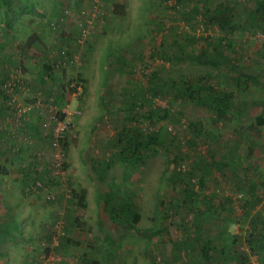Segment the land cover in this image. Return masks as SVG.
I'll return each mask as SVG.
<instances>
[{
    "label": "rangeland",
    "instance_id": "rangeland-1",
    "mask_svg": "<svg viewBox=\"0 0 264 264\" xmlns=\"http://www.w3.org/2000/svg\"><path fill=\"white\" fill-rule=\"evenodd\" d=\"M3 1L0 89L11 75L21 78L18 104L39 98L38 112L49 115L35 72L67 49L79 50L82 61L54 71L50 90L58 103L81 112L66 143L68 178L61 185L48 178L54 200L22 186L29 164L42 163L51 174L52 153L20 152L28 135L14 128L10 101L0 93V132L10 133L0 142L6 174L0 176V224L9 228L0 264H264L254 229L264 223V125L254 120L264 116V24L252 16L255 0H181L177 9L168 0H101L97 15L92 0H82L78 10L58 0L56 18L68 12L55 29L49 5L56 0H11L7 7ZM219 4L227 8L222 25L210 21ZM80 27L87 32L83 47L75 44ZM219 52L224 60L216 68L204 63ZM201 55L202 63L192 60ZM243 75L249 77L244 83ZM77 76L84 93L73 98L64 86ZM198 80L232 94L227 120L214 122L211 111L176 94ZM134 127L159 134L138 166L117 155L116 134ZM184 190L195 193L192 202ZM80 194L83 207L74 197ZM118 200L133 205L137 223L110 218Z\"/></svg>",
    "mask_w": 264,
    "mask_h": 264
},
{
    "label": "trees",
    "instance_id": "trees-1",
    "mask_svg": "<svg viewBox=\"0 0 264 264\" xmlns=\"http://www.w3.org/2000/svg\"><path fill=\"white\" fill-rule=\"evenodd\" d=\"M11 2H12L11 0H4L3 5L7 7L11 4ZM180 2L181 0H173V4L170 5L171 6L170 8L177 9L178 7H180ZM116 8H117V5L114 6V10ZM225 9H227L226 6L219 4L217 8H215L214 16H211V20H210L211 23L222 25L221 15L224 12L223 10ZM252 16L256 17V19L258 18L264 24V0H255V8L252 11ZM221 42L222 41H218L217 44L213 46V50L218 51V48L221 47ZM57 59H54L52 63L43 65V68L45 69V72H47L49 77L52 74H54L55 70L53 69V66L56 63ZM192 60L198 63H202V55L194 56ZM222 60H224V58L222 57V54H220L219 52L217 53L215 58L207 59L208 62L204 61V63H210V65H213V67L216 68L219 64V61H222ZM8 78L4 81V83L8 80ZM77 78L79 80H82L80 76H77ZM248 78L249 77H246L243 75L241 76V81H243L244 83L249 80ZM202 83H203L202 80H198V83L196 84L183 85V89L179 90L176 94H179L181 96H184L185 98L190 99L191 101H194L195 104L202 109L211 111L213 113L212 115H213L214 122L227 120L228 112L233 107V103H234L232 94L214 89ZM0 93L2 94L3 99L7 101L8 98L3 94L2 89H0ZM52 96L53 94L51 95V92H49L46 98L49 99ZM53 100L54 102L58 103L57 101L59 100V97L54 96ZM136 104L137 102L136 103L134 102L133 104H131V106L136 107L137 106ZM60 105L61 104L58 103V106ZM1 111L2 110L0 109V115H1V118H3ZM26 118L27 116L23 120L21 131L18 130V132H23V128L25 127ZM132 119L134 118H131V120ZM254 120H255V125L257 126L264 125L263 115L256 116ZM190 127L192 128V130L195 131V136L200 134L199 129L195 127L193 124H191ZM7 134H10V133L7 132ZM116 135L118 137V140H119L118 142L120 145V148H119L120 150L118 151L117 155L121 162H124L131 166H138V165L144 164V160L150 157L151 154L153 153L152 145L157 144L158 139H159V134L157 130L147 132V130L139 128V127L132 128V130H130L128 133L122 132ZM12 137H14V135H12ZM2 141H4V138L1 135L0 142ZM50 147H51V140H50ZM10 149L11 148H9V150ZM51 153H52V147H51ZM2 170L3 168H0V171ZM50 171H52V163H51ZM187 171L189 172V169ZM48 172L46 174V179L42 180L40 178L38 179L36 178V180H32L33 182L31 181L28 183V185L25 187L28 193L32 192L37 195L43 192L45 188H48V189L52 188V184H50L51 181L49 180L51 178ZM185 172L186 171L180 172V173L184 174ZM4 175L6 174L0 172V176H4ZM36 182H40L42 187L35 186ZM199 182L201 183V180H199ZM184 191H185V197H187L188 199V203L192 202L193 199L196 197L195 193L190 192L188 190H184ZM74 197L78 199L79 206L83 207L84 206L83 205V200H84L83 195L82 194H80L79 196L74 195ZM54 199H55V195H54ZM109 201L110 200H107L105 202V205L107 204L109 205L111 203ZM111 208H112L110 212L111 219L118 221V222L126 223L130 226L137 223L138 218H139L138 213L136 212L135 208L133 207L131 203L124 202L123 200H118L116 204H114V206H112ZM7 236H9L8 226H6L5 224H0V241L5 239ZM263 241H264V237H262L260 240L259 239L257 240V242H261V243ZM201 254L206 256V251L202 249ZM205 259L207 258L205 257Z\"/></svg>",
    "mask_w": 264,
    "mask_h": 264
},
{
    "label": "built area",
    "instance_id": "built-area-1",
    "mask_svg": "<svg viewBox=\"0 0 264 264\" xmlns=\"http://www.w3.org/2000/svg\"><path fill=\"white\" fill-rule=\"evenodd\" d=\"M100 1L101 0H92V11L94 14H98L100 10ZM169 5L173 4V0H168ZM67 10L63 12V15H59L57 22L52 24L51 27L55 29L60 23L63 22L64 18L67 16ZM87 37V32L84 31L83 27H80L78 30L77 37L75 39V44L79 47H83ZM82 56L79 50L67 49L63 54L58 56L56 63L53 66L55 71H63L71 64H80L82 61ZM18 75V74H17ZM23 85L21 78H18L15 74L11 75L8 80L2 85V92L8 98L11 104V114L14 123L15 129H20L23 120L26 116L42 110L44 103L41 99L35 98L31 103L18 104L16 102V97L19 89ZM65 91L71 95L73 98H80L84 93V84L82 80H79L77 77L65 83ZM54 95L49 98L47 108L49 109V120L43 125L47 127L50 125L49 130L51 131V163L52 171L50 178L52 181H57L59 185L64 183L68 178V172L66 168V143L69 135L72 132L74 126V120L81 115L79 109H71L68 103L58 106L53 100ZM43 103V104H42ZM179 171H185V166L181 165L178 168ZM35 186L42 187L40 182H36ZM34 190V189H33ZM43 192L46 193L47 200H53L54 195L51 193V190L45 188ZM57 226V225H56ZM55 226V227H56ZM157 264H163L158 259Z\"/></svg>",
    "mask_w": 264,
    "mask_h": 264
},
{
    "label": "crops",
    "instance_id": "crops-1",
    "mask_svg": "<svg viewBox=\"0 0 264 264\" xmlns=\"http://www.w3.org/2000/svg\"><path fill=\"white\" fill-rule=\"evenodd\" d=\"M24 2L28 3L27 0H23ZM63 3L66 4V7L70 8L72 10V8L75 7V10H78L80 7L79 5L82 3V0H74L73 3L70 4V0H61ZM81 1V2H79ZM107 1V0H104ZM22 4V2H21ZM118 5V4H116ZM50 17L55 19L58 15V13L60 12V6H59V1H53V3H50ZM27 7V6H25ZM42 9H45L44 7L40 6ZM28 9V7H27ZM57 19V18H56ZM70 19V18H69ZM69 21V20H68ZM67 21V23H68ZM70 23L67 24V26L65 27V30L67 28V30L70 28ZM20 58V57H19ZM7 57L6 61L11 62V59ZM29 61V58H26L23 60L24 63V68L26 70V76L29 77V79H31V77H34L32 74L34 73L33 70L30 68V64L27 62ZM13 62V61H12ZM19 64V63H18ZM35 70V69H34ZM36 76H35V83L37 84V88H39L41 90V92L44 93V96L46 97L51 88L53 89L55 87V75L52 74L50 77L48 76L47 72H45L44 68H41V70H37L36 72ZM34 82V81H33ZM1 109V106H0ZM2 112V111H1ZM49 120V115L47 113V111H41V112H36L34 114H31L29 116H27L26 120H25V127L23 128V134L28 135V140L29 143L26 144V138H23L22 140V148L20 150V152L22 151L26 156H39V153L42 150H46V152L51 154V147H50V140H51V131L49 129H47L46 131H44V129L42 128L43 125L45 124L44 122H47ZM43 123V124H41ZM2 135V137H7L6 135H9L7 133H0V136ZM33 145L30 146L31 141ZM106 142H104L105 144ZM11 148V147H9ZM41 148H43L41 150ZM22 154V153H21ZM37 154V155H36ZM50 165V164H49ZM30 169H26L23 168V174L21 175L20 179L22 182V186L25 188L29 182H31L32 180H36V178H40L42 180L46 179V174L49 170H47V168L42 166V163H35V164H29ZM31 170V171H29ZM3 177V176H1ZM4 177H6V175H4ZM1 182V181H0ZM33 182V181H32ZM26 189V188H25ZM264 213L262 212V215ZM264 221V220H263ZM263 226V227H262ZM262 226H256V228L254 227V229L257 231H255L256 236L258 237V239L260 240L262 237H264V223L262 224ZM263 245H264V241H263Z\"/></svg>",
    "mask_w": 264,
    "mask_h": 264
}]
</instances>
